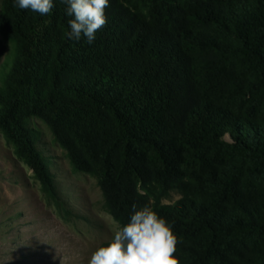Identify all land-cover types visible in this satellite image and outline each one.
Returning <instances> with one entry per match:
<instances>
[{
	"label": "trees",
	"instance_id": "1",
	"mask_svg": "<svg viewBox=\"0 0 264 264\" xmlns=\"http://www.w3.org/2000/svg\"><path fill=\"white\" fill-rule=\"evenodd\" d=\"M128 1L109 0L89 44L68 38L60 0L45 16L2 0L0 132L59 209L34 119L115 221L133 203L166 218L181 264H264V0Z\"/></svg>",
	"mask_w": 264,
	"mask_h": 264
},
{
	"label": "rangeland",
	"instance_id": "2",
	"mask_svg": "<svg viewBox=\"0 0 264 264\" xmlns=\"http://www.w3.org/2000/svg\"><path fill=\"white\" fill-rule=\"evenodd\" d=\"M171 2L187 12L192 9L189 0ZM128 5L148 15L147 0H129ZM5 43L7 54L0 71L11 62L10 45ZM31 125L41 131L39 146L52 158L64 210L45 196L33 171L15 155L0 132V264H88L91 253L110 238L115 220L104 208L96 179L84 173L73 174L65 151L53 141L46 125L36 119ZM225 138L232 141L229 134ZM196 173L203 174L200 170ZM244 181L253 182L249 176ZM182 196L175 190L163 203L172 204ZM245 241L251 244L250 238Z\"/></svg>",
	"mask_w": 264,
	"mask_h": 264
},
{
	"label": "clouds",
	"instance_id": "3",
	"mask_svg": "<svg viewBox=\"0 0 264 264\" xmlns=\"http://www.w3.org/2000/svg\"><path fill=\"white\" fill-rule=\"evenodd\" d=\"M67 5L69 39L79 42L82 37L92 44L96 33L107 24L105 10L109 0H60ZM22 10H31L41 16L51 13L53 0H15ZM138 195L145 193L139 187ZM126 223L113 221L111 236L90 255L88 264H181L176 255L181 242L168 220L153 207L145 204L131 206Z\"/></svg>",
	"mask_w": 264,
	"mask_h": 264
}]
</instances>
